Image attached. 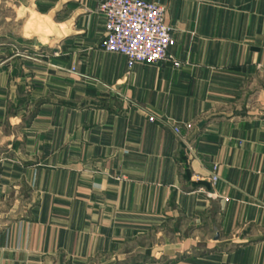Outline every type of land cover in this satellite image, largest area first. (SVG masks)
<instances>
[{"label":"crops","instance_id":"obj_1","mask_svg":"<svg viewBox=\"0 0 264 264\" xmlns=\"http://www.w3.org/2000/svg\"><path fill=\"white\" fill-rule=\"evenodd\" d=\"M146 1L129 67L98 0H0V264H264V0Z\"/></svg>","mask_w":264,"mask_h":264},{"label":"built area","instance_id":"obj_2","mask_svg":"<svg viewBox=\"0 0 264 264\" xmlns=\"http://www.w3.org/2000/svg\"><path fill=\"white\" fill-rule=\"evenodd\" d=\"M98 11L105 18V35L100 45L104 51L124 55L129 67L171 60L168 51L173 35L165 22V6L146 0H98ZM174 65L179 63L174 61ZM192 127L189 123L176 125L173 131L181 134L182 128L189 131ZM217 171L215 164L209 173L212 185L220 179ZM1 179L0 170V182Z\"/></svg>","mask_w":264,"mask_h":264},{"label":"rangeland","instance_id":"obj_3","mask_svg":"<svg viewBox=\"0 0 264 264\" xmlns=\"http://www.w3.org/2000/svg\"><path fill=\"white\" fill-rule=\"evenodd\" d=\"M1 170V169H0ZM2 173V172H1Z\"/></svg>","mask_w":264,"mask_h":264}]
</instances>
